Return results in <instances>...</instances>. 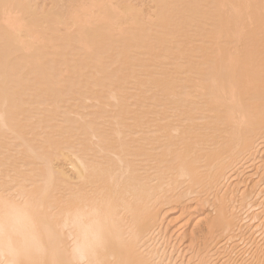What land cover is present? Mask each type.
Here are the masks:
<instances>
[{"label": "bare ground", "instance_id": "1", "mask_svg": "<svg viewBox=\"0 0 264 264\" xmlns=\"http://www.w3.org/2000/svg\"><path fill=\"white\" fill-rule=\"evenodd\" d=\"M0 1V264H264V0Z\"/></svg>", "mask_w": 264, "mask_h": 264}, {"label": "rangeland", "instance_id": "2", "mask_svg": "<svg viewBox=\"0 0 264 264\" xmlns=\"http://www.w3.org/2000/svg\"><path fill=\"white\" fill-rule=\"evenodd\" d=\"M258 6V5H257ZM4 7H7V4H2L1 3V1H0V26H1V24H2V20H1V18L4 16L3 14H2V12H1V9H3ZM11 7V9H12V6H10Z\"/></svg>", "mask_w": 264, "mask_h": 264}]
</instances>
